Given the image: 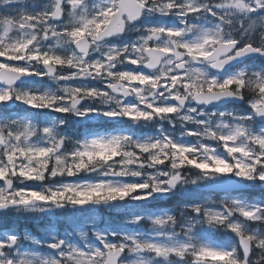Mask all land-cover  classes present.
I'll use <instances>...</instances> for the list:
<instances>
[{"label": "snow or ice", "instance_id": "6c2138e0", "mask_svg": "<svg viewBox=\"0 0 264 264\" xmlns=\"http://www.w3.org/2000/svg\"><path fill=\"white\" fill-rule=\"evenodd\" d=\"M0 218V264H264V0H0Z\"/></svg>", "mask_w": 264, "mask_h": 264}, {"label": "rangeland", "instance_id": "374dc122", "mask_svg": "<svg viewBox=\"0 0 264 264\" xmlns=\"http://www.w3.org/2000/svg\"><path fill=\"white\" fill-rule=\"evenodd\" d=\"M174 202H175L174 200H173V201H169V204H172V203H174ZM4 222L16 223L15 221H8V220H4L3 218H0V223H4ZM21 222H27V223H30V227H31V229H33V228L36 227V224H35L34 222H30V221H21ZM27 223H24V225L21 226V227L26 228L25 226H27Z\"/></svg>", "mask_w": 264, "mask_h": 264}]
</instances>
